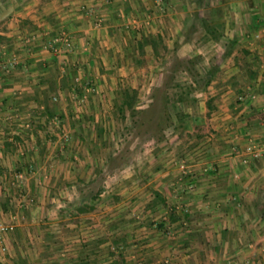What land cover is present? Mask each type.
Segmentation results:
<instances>
[{
  "label": "rangeland",
  "instance_id": "rangeland-1",
  "mask_svg": "<svg viewBox=\"0 0 264 264\" xmlns=\"http://www.w3.org/2000/svg\"><path fill=\"white\" fill-rule=\"evenodd\" d=\"M82 1L83 3L67 6L74 9V15L69 18L80 15L92 23L91 27L101 28L104 15L110 14L117 21L120 16L124 17L122 25L120 26L119 21L113 29L119 39L120 35L124 38L126 55L122 60L118 57H104L105 63L110 58L112 64L109 63L106 67L96 64L89 71L85 67L50 69L47 76L51 79L52 86L53 80L60 77V93L54 94L55 100L51 97L50 102L45 103V108H48L44 115H38L35 108L33 111H25L24 105L20 103L0 104L1 131H13L23 139L29 133L28 130L40 131L42 143L50 144L49 150L58 166L55 170L50 168L45 171L44 175L52 173V177L45 178L44 183L42 180L36 184L28 183L23 180V176L18 178V183L15 178L12 181L14 184L6 185L5 189L2 187L0 222L11 227L16 221L19 225H27V228L37 223L50 226L49 230L52 232L43 234L44 237L51 244H57L58 240L65 244L52 247L42 257L63 255L62 258H67V253H71L68 249L74 244L72 241L81 240V235H84L72 226L78 224L80 219V225H87L90 220H84L85 215L61 217L59 212L63 211L67 201L79 198L78 187L97 181L94 188L101 187L102 192L95 202L93 212L98 215L96 220L101 221L99 223L109 221V228H117L118 224H127L129 228L144 224L146 227L155 225L156 229L159 222H168L171 210L179 216L183 213L189 215L181 226L178 225L176 233L168 231L166 242L168 246L173 242V248H167L165 252H160L159 248L152 250L156 251L155 255L160 256L155 258L156 261L159 260V264H219L223 257L224 264H229L227 259H237L232 264H264V219L259 210L264 204V182L254 186L252 183L245 186L242 183L239 188L235 183L233 187L225 184L221 191L243 194L240 197H229L224 205L219 200L203 198V191L198 186L201 180H211L214 173H217V163L222 158L219 155L231 145L229 131L231 127H237L244 117V112H241L244 105L238 102V97L248 92L261 95L262 84L257 80L263 68L257 54L258 40L250 37L246 41L241 39L236 42L237 46L231 53L226 54L232 41H237L235 34L244 31L234 24V19H241L243 15L241 6L237 3L246 5L251 0ZM125 1H129L128 4ZM49 2L51 1L0 0V32L5 27L2 26L3 23L21 13L26 6L30 5L33 10ZM68 2L66 0L64 3ZM121 5L125 10L123 6L120 8ZM67 9L61 6L57 15L54 11L47 18L49 25L54 27L56 36H46L51 40L46 41L45 48L54 55L66 49L71 51L72 44L65 48L64 45L62 47V41L56 46L53 39L58 37L70 42L68 34L73 33L79 25L76 22L79 18L70 21V26L61 22L62 16L72 14ZM58 15L61 17L58 18ZM204 20L221 35L218 42L210 39ZM23 26L27 33L35 32V25L24 22ZM150 35L157 38L153 52L147 42ZM142 37L147 43L146 52H139L137 48L141 41L137 39ZM25 43L27 46L32 40ZM246 45L252 48L250 53L249 49L244 48ZM26 48L29 49L28 46ZM22 59L23 56L16 52L11 55L2 54L0 81L36 80L34 76L15 74L20 72L18 66ZM186 59L203 71L208 72L218 67L210 85L203 91L193 92L194 98L186 94L189 87L194 89L192 77L184 72ZM164 83L168 84L166 103L159 92ZM132 91L137 92V112L132 115L130 111H125L122 115L119 110L122 97L125 92ZM228 91L230 93L229 96L225 95L226 102L215 104L217 97ZM51 94L43 95L48 97ZM210 98L214 100L212 108L207 106ZM63 112L67 116L60 118L58 114ZM50 113L54 114L53 118H49ZM26 114H29L28 118ZM228 116L237 117V124L233 123L234 120L229 122ZM262 116L264 112L255 108L250 111V128L253 131L259 129ZM224 118L225 120H220ZM31 123L33 127L30 126ZM224 136H227L225 140H217ZM249 139L251 142L247 151H239L237 148L235 155L243 152L251 154L253 146L264 143V137L254 136ZM227 158L230 156L227 155ZM242 170L237 168L236 172L232 171V178L236 180L237 175L246 177ZM33 171L24 170L22 175H31ZM246 179L243 181H247ZM156 193L165 201L166 208L163 203L156 205ZM36 207L40 210L48 209L49 216L30 220L28 213ZM226 209H229L226 215L215 216V213H223ZM150 210L156 213L151 218L145 214ZM15 214H18L16 218L11 219L10 215ZM218 224L234 225L240 229L238 235L232 234L230 237L232 240L236 239L237 247L232 245L223 249L222 255L212 247H204L202 236L198 237V232L191 233L189 230V227L194 230L202 226L210 227L207 234L214 239L217 233L212 230V226L216 227ZM29 233L32 234L31 231ZM12 238L20 239L15 228L4 236L0 245L4 246L5 242L9 245ZM190 238L192 241L197 240L201 246L190 244ZM247 244L252 247L249 248ZM26 250L31 249L28 247ZM126 250L122 251L125 253ZM146 250L147 248L140 249L142 255ZM116 251L109 250L115 255L114 258L111 256L116 261L114 264H120L118 255L121 254ZM188 251L192 258L195 257V262L184 260ZM17 253L15 247L12 250L6 248L4 252L0 250V264H11L7 260ZM131 255L133 253L130 252L129 257Z\"/></svg>",
  "mask_w": 264,
  "mask_h": 264
},
{
  "label": "crops",
  "instance_id": "crops-1",
  "mask_svg": "<svg viewBox=\"0 0 264 264\" xmlns=\"http://www.w3.org/2000/svg\"><path fill=\"white\" fill-rule=\"evenodd\" d=\"M50 1L51 2L48 4L38 6L33 10L31 9L30 5L26 6L21 11V13L4 22L2 26L5 27L2 32H0V38L2 40L0 43V56L6 53L11 55L14 54V52H16L17 55L21 57L23 56V59L21 60V63L19 62L18 66L20 68V72L15 74H20V76L30 75L34 76V78H37L36 80L32 81H29L28 79H24L22 81L6 79L3 81L1 80L0 104H7L9 102L14 104L20 103L21 105H24L23 109L25 111H33L35 108V110H38L36 112L40 116L41 114L44 115L47 112L45 103L50 102L51 97L55 100L54 94L60 93L58 89L60 87V77L55 81L53 80L52 86V84H50L51 79L47 76L50 69L54 70V67L55 69L56 67H85L89 71V68L96 67V64H99V67H106L110 63L109 59L111 57L112 59L118 57L122 60L124 58L123 56L126 55V50L124 48V38H121L120 35L119 39V36H117L118 34L116 35V31L113 29L116 23L119 21L120 26L122 25L123 21H125L124 17L120 16V20L117 21L114 20L110 14L104 15L103 26L101 28H98L97 26L93 28L91 27L92 23L89 20L83 19V17L80 15L69 18L71 15H74L72 13L74 9H70V7L67 6L69 4L73 5L77 3H83L82 0H69L68 3H64L66 0H61V2L52 0ZM129 1H125V4H128ZM55 4H57V6ZM245 4L246 5H240L237 3L239 7L241 6L240 8L243 15L241 16V19H234V24L237 28L241 27L244 29V31L242 33L238 32L239 34H235L234 38L237 39L236 42H240L241 39L246 41L249 37L250 39L258 40L259 46H257V54L259 55L258 58L261 60L260 63L263 70L261 71V76L258 77L257 81H261L262 91L261 95L256 94L257 96L252 93L254 98L248 99L246 102L241 103L244 105L241 111L242 113L244 112V117L237 127H231V131H229L228 137L231 140L230 143L232 146L228 145V148L225 150V152H222V154L219 155V157H222L223 159L220 158L219 163H217V173H214V176L211 180H199L200 182L198 183V186L203 191L201 196H203L205 199H214V201L219 200L222 202V205H224L225 202L229 200V197H240L243 194H240L239 192L235 193V191H221V189L225 187V184L227 187H229V185H232L231 187H233V184L235 183L239 188L242 183H244V186L250 183H252L251 185L254 186L264 182V158H261L262 160L259 161L258 159H254L251 154L246 152H243L238 156L235 155V151L238 149L239 151H244V149L247 151L246 149L251 142V139H249L250 137H264V116H262V122L260 123L259 129L257 131H253L250 128L251 123L249 119L250 111H252L254 108L259 112H264V0H251ZM61 6L68 8L67 12L72 13L62 17L58 15V18L61 17V22H64V24L67 25L69 24L68 26H70L74 19L79 18L76 21L79 25L76 27V29H74L73 33L68 34L72 44L71 51L64 49L65 51L54 55L45 48L46 41L48 39L51 40V38L46 36H56L54 34L55 29L49 25L47 18L48 15L54 11L55 15H57L56 13L60 12L58 11V8H61ZM122 6L123 5H121L120 8ZM24 22L28 25H35V32L27 33L23 26ZM29 40H32V43L27 45L29 47V49H27V43L25 42H28ZM118 40H120V42ZM137 40H144L146 42L144 37ZM156 40L157 38L153 37L152 35L148 36L147 38V42L149 43L150 50H152V52L155 50V43L157 44ZM146 46L147 45H144L143 49H139L137 46L138 51L143 52V50H147ZM244 48L246 50L249 49V53L252 50V48L249 46L247 47V45ZM246 52L247 51H245V53ZM107 56L110 58L105 63L104 57ZM238 56H240V54ZM110 64H112V61ZM73 72H75V68L73 69ZM55 88L56 91L53 92ZM45 93H49L51 95L48 97L45 95V97L43 95ZM229 93L230 91L226 92L225 94H219L220 96L217 97L215 104H217V102H226L227 97H225V95L228 94L229 96ZM44 108L45 111L41 113V110H44ZM242 113L239 114L241 115ZM239 114L238 116H240ZM28 115L29 114H26V118H28ZM58 115L60 118H63V116H67V113L63 112ZM228 118L229 119H226L229 120V122L234 120L233 123L237 124V117L228 116ZM220 120H225V118ZM27 132L29 133H27V135H25L26 137L23 139L21 136H19V134H14L15 132L13 131H1L0 129V189L2 187L5 189L6 185L10 186V184H14L12 181L15 178H17L16 181L18 183V178L23 176H25L23 180L27 181L28 183L34 182L36 184L41 180L44 183L45 178L52 177V173H49L48 176L44 175L45 171L50 168L53 170L58 168V166L55 165V161H53L54 158L52 157L51 150H49L50 144L42 143L43 141L40 137L41 132H33V130H28ZM13 136H19L20 144L13 141ZM226 137L227 136H224L222 138H218L217 140H225ZM245 141L247 143H245ZM244 144L245 147L243 148ZM227 155H229L230 158H227ZM237 168L243 169L242 173H245L246 177H239L237 175L235 176L237 179H233L231 176L232 174L230 173H232V171L236 172ZM29 169L34 170L31 175H22V171ZM239 174L241 175V173ZM245 178H247V181L244 182L243 180ZM244 186H242V188ZM228 211L229 209H226V211H223V213H215V216H224L228 213ZM61 212H59V214L62 217L63 213ZM145 214L146 216H149V218L156 215V213L151 210L146 211ZM17 215L18 214H15V216L10 215V218L14 220ZM28 215L30 220H32L34 218L39 219L41 216L47 217L49 216V212L46 208L40 210L36 207L34 210L29 211ZM85 219L90 220L87 225H80V219L78 224H74L72 226L76 228L77 231H80V234L84 235H81V240L74 239L72 241L74 244L70 245V249H68V251L71 253H67V256L69 255L67 258H62L61 256L63 255H57L48 258L42 257L45 251L52 249V247L55 248L65 244L60 242V240L56 242L57 244H51L46 239V237H44L43 234L50 232V226L45 227V225H40L39 223H32L35 225L29 226V228H27V225H19L18 221H16V223L14 222L15 224L12 225V228L13 230L15 228V232L19 234L20 239L12 238L8 242L9 245H7V242L4 243V247H6L8 250H12V247H15L18 253L14 254V257H11L12 259H8L7 262L11 264H114L116 262L113 259L115 255H113V258H111L113 253L109 252V250L115 249L117 250L116 253L121 254L118 255L120 257V264H159V260L156 261L155 258H159L160 256L155 255L156 251L152 250L159 248L160 252H165V249L173 248V242H170L169 245L171 246H168L166 237L169 233L168 231L176 233L177 229L179 228V223L166 225V232L155 229V225L146 227L144 224L138 226L133 225L132 228H129V225L127 224H118L117 228H109V221L104 220L105 222L99 223L101 221L96 220L98 219V215H96L94 212L85 214L84 220ZM212 227V230L217 233L214 236V239L208 237L207 231L211 230L209 229L210 227L208 228L207 226H202L196 230L190 229L189 227V230L191 233L193 231L198 232V237L202 236L203 239L202 245H204V247L208 246L218 250L219 255H222L224 252L223 249L229 246L233 245V247H237L236 239L232 240L230 237L232 234L235 236L240 231L239 227L229 224H218L216 227L215 225ZM30 231L32 234L29 233ZM97 231L101 232V235H98ZM186 238L187 237H185V239ZM192 240L193 239L190 238V244L193 246L197 245L198 247L201 246V243L198 244L197 240ZM247 246L249 248L252 247L250 244H247ZM28 247L31 250L27 251L26 248ZM141 248H147V252H145L144 255H142L140 252ZM90 249H93L92 252H90ZM124 249H127L125 253L122 251ZM129 251L133 253V255L130 257ZM41 252L43 253L41 254ZM185 254L186 255L183 257L184 260L190 259V262H195V257L192 258V254L189 253V251ZM224 259L225 257L222 258V261ZM229 259L231 260V258ZM222 261H220L219 264H224V261ZM227 261V263L232 264L237 261V259H233L232 261L227 259Z\"/></svg>",
  "mask_w": 264,
  "mask_h": 264
},
{
  "label": "trees",
  "instance_id": "trees-1",
  "mask_svg": "<svg viewBox=\"0 0 264 264\" xmlns=\"http://www.w3.org/2000/svg\"><path fill=\"white\" fill-rule=\"evenodd\" d=\"M203 23L206 28L207 34L210 35V39L215 42H218L220 40L221 35L217 33L216 28H214L213 26L212 27L209 26L208 25L209 23L205 20ZM138 44H139L138 45L139 49H143L144 45L147 43L143 40ZM236 46H237L236 41H232L226 54L227 55L230 54L231 51ZM183 68H184V72L189 74L190 77H192V82L194 83V89H191V87H189L190 90L188 93H186L191 98H194L192 94L193 92L200 91V90L203 91L210 85V83L214 79L215 74L218 70V67H214L211 71H208V72L203 71L202 68H196V64L188 59L185 60V67ZM167 86L168 84L164 83L163 89H159L160 95H162V98H165V103L168 100L167 98L168 96L166 93ZM179 99L182 100V98H179ZM136 102H137V92L136 91H132L131 93L125 92L124 96L122 97L121 103H120V109H119L120 113L124 115L125 111H130L132 115H134L137 112ZM213 102H214L213 98L208 99L207 106L209 108H212L211 106ZM46 108L48 107L46 106ZM53 117L54 115L50 113L49 118H53ZM30 126L33 127L32 123L30 124ZM13 138L15 142L20 141L19 136H13ZM96 182L97 181H92L90 183H87V184H84L78 187V193L80 195L79 198L74 199L73 201H67L66 206L64 207L62 211L63 213L62 216L76 217L79 215H85V214L93 212L95 210V202L99 199L100 194L102 192L101 187L99 188L96 186V188H94V185ZM155 203L156 205H158V203H163V206L165 208L167 207L165 204V201L157 193L155 194ZM259 210H260L261 218L264 219V204L261 205V208ZM186 219H188L187 213H183L182 216H179L175 213L174 210H171L168 214V222L167 223L163 221L159 222L156 225V229L166 232L167 224H174V223L182 224L184 220ZM92 250L93 249H90V252H92Z\"/></svg>",
  "mask_w": 264,
  "mask_h": 264
},
{
  "label": "built area",
  "instance_id": "built-area-1",
  "mask_svg": "<svg viewBox=\"0 0 264 264\" xmlns=\"http://www.w3.org/2000/svg\"><path fill=\"white\" fill-rule=\"evenodd\" d=\"M133 23H135V22H133ZM62 41H63L62 45H64L65 48L71 47V43L67 40H63L62 38H58V37L53 39V42H54V44H56V46L59 44V42H62ZM252 98H254V95H252V93L248 92L247 94L245 93V94L240 95L238 97V102L244 103L248 99H252ZM250 152H251V156L254 159L264 158V143L253 146ZM11 230H12L11 226L0 222V244H1V241L4 238V236L7 235ZM0 250L2 252L6 251V247L0 245Z\"/></svg>",
  "mask_w": 264,
  "mask_h": 264
}]
</instances>
